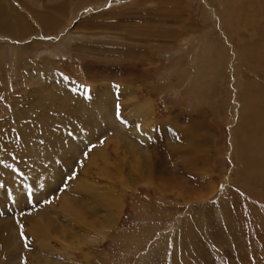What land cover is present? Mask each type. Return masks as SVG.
I'll return each instance as SVG.
<instances>
[{
  "label": "rangeland",
  "instance_id": "1",
  "mask_svg": "<svg viewBox=\"0 0 264 264\" xmlns=\"http://www.w3.org/2000/svg\"><path fill=\"white\" fill-rule=\"evenodd\" d=\"M22 1L0 264H264V0Z\"/></svg>",
  "mask_w": 264,
  "mask_h": 264
},
{
  "label": "crops",
  "instance_id": "2",
  "mask_svg": "<svg viewBox=\"0 0 264 264\" xmlns=\"http://www.w3.org/2000/svg\"><path fill=\"white\" fill-rule=\"evenodd\" d=\"M4 0H1L0 2H2L1 4H0V6L2 5V8H3V10L5 11H7V12H5L4 13V15H6L7 16V19H5L6 21L8 20V18L10 17V9H11V7H10V5H7V4H5L4 2H3ZM19 1V5H22V8H24L25 10L24 11H26V12H29V13H34V14H36V15H38L39 16V18H43V15L45 14V15H47L48 14V12H46V13H44V11H43V9H39V8H43V6H41V5H37V4H34V2H32V1H22V0H18ZM63 7L62 8V10H64L65 9V4L64 5H54L53 7ZM5 7H6V9H5ZM1 8V7H0ZM33 8V9H32ZM55 8H53V13H51L50 15H53L54 14V9ZM17 12V11H16ZM20 13V12H19ZM20 15H21V13H20ZM23 16V15H22ZM52 22L51 23H53V20H51ZM4 29H5V27L3 28V29H0V34H2V33H4L5 31H4Z\"/></svg>",
  "mask_w": 264,
  "mask_h": 264
},
{
  "label": "bare ground",
  "instance_id": "3",
  "mask_svg": "<svg viewBox=\"0 0 264 264\" xmlns=\"http://www.w3.org/2000/svg\"><path fill=\"white\" fill-rule=\"evenodd\" d=\"M46 26V25H45ZM142 104V103H141ZM138 110H140L141 112H143L144 111V106H142V105H137V107H136ZM139 111V112H140ZM147 111H149L148 109H147ZM146 111V112H147ZM137 118V117H136ZM138 120V119H137ZM139 124V123H138ZM185 132V131H184ZM137 165H138V163H136ZM138 169V168H137ZM139 170V169H138ZM138 174V173H137ZM140 176H143V175H140ZM139 178V177H138ZM145 183V182H144ZM145 185H146V183H145ZM32 230V229H31ZM42 245V244H41ZM43 245H44V242H43Z\"/></svg>",
  "mask_w": 264,
  "mask_h": 264
}]
</instances>
